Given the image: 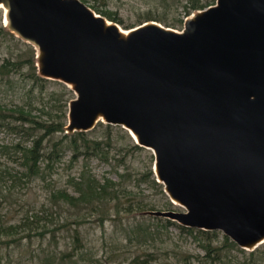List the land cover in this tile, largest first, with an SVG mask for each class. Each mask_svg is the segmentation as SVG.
<instances>
[{"label": "water", "instance_id": "water-1", "mask_svg": "<svg viewBox=\"0 0 264 264\" xmlns=\"http://www.w3.org/2000/svg\"><path fill=\"white\" fill-rule=\"evenodd\" d=\"M5 27L36 50L38 74L74 93L67 133L129 130L183 208L147 210L264 244V0H216L178 31L123 29L83 0H0ZM134 134V135H133Z\"/></svg>", "mask_w": 264, "mask_h": 264}, {"label": "rangeland", "instance_id": "rangeland-1", "mask_svg": "<svg viewBox=\"0 0 264 264\" xmlns=\"http://www.w3.org/2000/svg\"><path fill=\"white\" fill-rule=\"evenodd\" d=\"M84 2L95 11L98 9L114 13L118 21L105 17L116 22L125 30L144 23L156 22L165 27L182 31L186 18L198 11L194 10L190 15L185 16L186 0H181V3L173 0L169 2L164 0H85ZM215 3L216 0H214ZM96 12L98 13V11ZM4 18L5 10L0 8V64L7 58L28 59L31 45L14 33L9 34L7 32L9 30L4 26ZM179 19L184 20L183 23L179 22ZM2 27H5L6 30H3ZM26 71L27 69H24L23 73ZM31 86V81L22 79L19 75L13 78V82L7 78L0 79V105L12 108L15 104H25L29 107L28 109H32L33 115L45 118L47 114L44 111H48L50 107L53 111L58 108L56 99H51L53 91H62L64 86L68 91H71L61 81L59 83L49 82L48 88L44 89L40 85H36L31 90ZM72 96L75 97V93ZM86 132L92 139L103 141H106L107 138L111 139L113 147L110 150L109 161L84 154L72 161V150L66 149L62 158L54 161L51 166L42 163L44 172L42 176L36 177L33 181H19L14 187L9 172L15 174L24 170L20 161L14 160L13 154V143L17 142L19 136L0 130V195L7 194L5 204L0 207V222L20 221L28 210H32V214L33 212L38 214L39 221L35 225L39 226L49 224L57 227L58 224L66 220L65 217L68 218L71 225L60 230L56 239L60 247L65 248L66 244L72 240L73 229L79 228L86 248L91 250V254H89L91 259L89 261H73L78 264H134L130 257L143 253L157 255V260L149 261L154 264H215L213 261L216 260L207 257L206 251L202 247V243L207 242V236L204 233L195 231L192 234L183 229V226L178 222L168 223L166 220L159 222L154 218L157 216L144 214L145 211L134 214L129 219L125 217L121 219L107 218L104 222L98 220L96 211L91 209L81 211L74 206L64 208L61 211V218L57 215L55 207L52 211L48 210L53 212L52 215L46 214V207H50L49 197L54 191L67 189L71 194L78 195L70 185V177H78L82 169L87 166L100 180H103L104 177H111L115 181H120L121 174H131V180L125 183L129 184L134 196L144 197L150 203L149 207L156 210H183L182 207L174 204L167 194L163 196L151 181L144 180V175L150 166L153 165L154 168V154L147 148L146 150L131 148L129 146L130 137L134 143L136 141L129 130L121 125L99 121L92 130ZM168 200L172 203L171 205ZM137 223H142L143 228L148 230L147 238L142 236L138 240L132 236L131 241L128 238V228ZM224 236L225 234L219 231V236L214 239V243L222 245ZM35 241L33 247L40 243L38 239ZM32 249L27 245L22 248L28 258L31 256V252L28 251ZM247 251L249 252V250ZM0 252H5V249H0ZM227 255L228 260L230 259L232 262L237 263V261L244 260L243 253L236 249L231 250Z\"/></svg>", "mask_w": 264, "mask_h": 264}, {"label": "trees", "instance_id": "trees-1", "mask_svg": "<svg viewBox=\"0 0 264 264\" xmlns=\"http://www.w3.org/2000/svg\"><path fill=\"white\" fill-rule=\"evenodd\" d=\"M85 1V0H83ZM170 1V0H164ZM181 3V0H173ZM184 5L186 14L190 15L194 10L205 9L214 0H186ZM98 13L108 17L111 20L118 21L114 13L98 10ZM184 20L179 19L183 23ZM6 30L5 27H2ZM9 34H13L7 31ZM36 50L29 47V56L25 60L5 59L0 64V79L7 78L13 82V78L17 75L22 79L32 82L31 90L36 85H40L42 89L48 88L49 82L59 83L57 80L44 78L38 74L36 65ZM27 69L26 73L23 70ZM64 86L62 91H53L51 99H56L58 108L53 111L52 107L48 111H44L46 117L42 118L33 115L32 109H28L25 104H15L12 108L0 105V130H5L19 136L16 143H13L14 160H19L24 170L21 173L9 172L12 184L15 187L19 181H33L36 177L42 176V163L51 166L54 161L62 158L66 149L72 150V161L76 160L80 155L96 156L100 160L109 161L110 150L113 147L111 139L106 141L92 139L88 137L86 131H76L72 134L66 133L68 124L69 102L74 98L73 91H68ZM30 105V103H28ZM129 146L137 150H146L145 147L134 143L130 137ZM16 158V159H15ZM154 164V156H153ZM120 181H115L111 177H104L103 180L98 179L88 166L80 172L79 176L70 177V185L74 188L76 194H71L67 189L54 191L49 197L50 207H46V214L52 215V209L55 207L57 215L61 218V211L67 206L77 207L84 211L91 209L96 211L98 220L104 222L107 218H127L132 215L142 213L147 210H156L149 207V202L144 197L134 196L131 187L125 182L130 181L132 175L121 174ZM144 180L151 181L160 193L166 196L164 185L157 181V177L150 166L144 175ZM27 182V181H26ZM9 192V191H8ZM7 194L0 195V207L5 204ZM168 203H172L168 200ZM51 209V211H48ZM51 212V214H50ZM47 218V216H46ZM155 220L162 222L166 220L168 223L176 222L168 218L154 217ZM63 223L53 227L49 224L43 226L35 225L39 221V216L32 210L26 212L25 217L17 222H0V264H78L73 261H89L91 250L82 240L79 228L73 229L72 240L69 241L65 248H61L57 238L60 230L66 229L71 225V221L65 217ZM144 219H146L144 217ZM84 221V220H83ZM81 221V222H83ZM80 222V221H79ZM183 229L194 233H204L207 236V242L202 243V247L206 251V256L210 257L215 264H264V244L253 251H247L241 248L237 243L231 240L227 235L224 236L222 245L214 243V239L219 236V231L201 230L197 228L182 227ZM70 229V228H69ZM68 229V230H69ZM67 230V231H68ZM148 230L144 229L142 223L130 225L128 228V238L132 241V236L138 240L144 236L147 238ZM40 243L33 247L35 240ZM27 245L33 248L31 256L28 258L24 254L22 248ZM238 250L243 253L244 260L232 262L228 260V252ZM18 250L17 252H15ZM134 264H154L151 261L157 260L154 253L137 254L130 257ZM150 261V262H149Z\"/></svg>", "mask_w": 264, "mask_h": 264}, {"label": "bare ground", "instance_id": "bare-ground-1", "mask_svg": "<svg viewBox=\"0 0 264 264\" xmlns=\"http://www.w3.org/2000/svg\"><path fill=\"white\" fill-rule=\"evenodd\" d=\"M4 22H5V19H4ZM134 135V134H133Z\"/></svg>", "mask_w": 264, "mask_h": 264}]
</instances>
